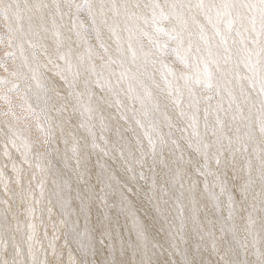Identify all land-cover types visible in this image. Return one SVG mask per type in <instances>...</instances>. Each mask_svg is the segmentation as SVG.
<instances>
[{"label":"snow or ice","instance_id":"6c2138e0","mask_svg":"<svg viewBox=\"0 0 264 264\" xmlns=\"http://www.w3.org/2000/svg\"><path fill=\"white\" fill-rule=\"evenodd\" d=\"M0 69V264H264V0H0Z\"/></svg>","mask_w":264,"mask_h":264},{"label":"bare ground","instance_id":"6f19581e","mask_svg":"<svg viewBox=\"0 0 264 264\" xmlns=\"http://www.w3.org/2000/svg\"><path fill=\"white\" fill-rule=\"evenodd\" d=\"M4 73H3V70L2 69H0V75H3ZM0 105H2V102H0ZM4 118L3 117H0V120H3ZM97 159V156H96V152L95 151H93V153H92V160H93V162H95V160ZM3 164H4V160H3V158H2V156H0V167H2L3 166ZM62 166V165H61ZM35 183V182H34ZM137 208H138V210H139V212L141 213V214H147V213H145V209H144V207L143 206H140L139 204L137 205ZM39 211L37 212V216H39ZM149 219H151V217L149 216ZM45 220H47V214H45ZM156 227L158 228L159 227V225L157 224L156 225ZM125 235H126V233H125ZM161 235H162V233H161ZM61 243H62V241H61ZM65 259H67V257H65Z\"/></svg>","mask_w":264,"mask_h":264},{"label":"rangeland","instance_id":"374dc122","mask_svg":"<svg viewBox=\"0 0 264 264\" xmlns=\"http://www.w3.org/2000/svg\"><path fill=\"white\" fill-rule=\"evenodd\" d=\"M2 106H3V105H0V107H2ZM33 135L35 136V135H36V133L34 132V133H33Z\"/></svg>","mask_w":264,"mask_h":264}]
</instances>
